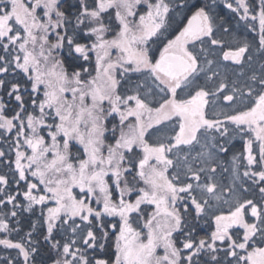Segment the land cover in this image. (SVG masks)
<instances>
[{
  "label": "snow or ice",
  "instance_id": "6c2138e0",
  "mask_svg": "<svg viewBox=\"0 0 264 264\" xmlns=\"http://www.w3.org/2000/svg\"><path fill=\"white\" fill-rule=\"evenodd\" d=\"M0 264H264V0H0Z\"/></svg>",
  "mask_w": 264,
  "mask_h": 264
},
{
  "label": "trees",
  "instance_id": "16d2710c",
  "mask_svg": "<svg viewBox=\"0 0 264 264\" xmlns=\"http://www.w3.org/2000/svg\"><path fill=\"white\" fill-rule=\"evenodd\" d=\"M68 2L71 3L72 0H68ZM225 15H227V12H226ZM29 215H30V214H28V213H24V216H25V217H29ZM31 219H35V216H32ZM28 222H29L28 220L25 221V231L28 230V228H27V224H28Z\"/></svg>",
  "mask_w": 264,
  "mask_h": 264
},
{
  "label": "flooded vegetation",
  "instance_id": "af4514ba",
  "mask_svg": "<svg viewBox=\"0 0 264 264\" xmlns=\"http://www.w3.org/2000/svg\"><path fill=\"white\" fill-rule=\"evenodd\" d=\"M218 11H219V9H218ZM226 12H227V10H224V14H226Z\"/></svg>",
  "mask_w": 264,
  "mask_h": 264
}]
</instances>
